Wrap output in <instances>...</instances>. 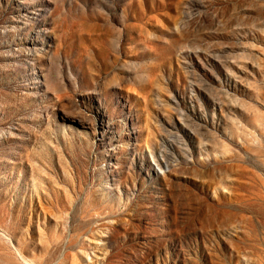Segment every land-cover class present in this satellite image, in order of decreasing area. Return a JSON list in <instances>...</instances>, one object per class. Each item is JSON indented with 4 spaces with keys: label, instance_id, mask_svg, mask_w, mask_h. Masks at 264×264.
<instances>
[{
    "label": "rangeland",
    "instance_id": "1",
    "mask_svg": "<svg viewBox=\"0 0 264 264\" xmlns=\"http://www.w3.org/2000/svg\"><path fill=\"white\" fill-rule=\"evenodd\" d=\"M0 264H264V0H0Z\"/></svg>",
    "mask_w": 264,
    "mask_h": 264
}]
</instances>
